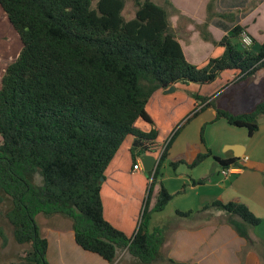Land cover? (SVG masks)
<instances>
[{
  "label": "trees",
  "instance_id": "trees-1",
  "mask_svg": "<svg viewBox=\"0 0 264 264\" xmlns=\"http://www.w3.org/2000/svg\"><path fill=\"white\" fill-rule=\"evenodd\" d=\"M125 1L0 0L22 44L0 81V201L10 202L5 216L14 240L30 245L21 262L14 264H49L48 240L41 235L38 214L70 219L75 243L109 264L121 251L141 264L156 262L165 236L162 227H151V220L172 200L161 182L162 167L182 125L167 141L154 170L147 173V194L131 236L104 218L101 184L107 167L130 136L133 162L151 149L157 131H140L136 123L142 120L153 125L146 105L159 88L190 83L205 86L223 72L237 73V81L245 80L264 69V41L256 52L244 46L245 29L240 25L216 41L207 30L208 21L195 24L203 41L223 48L221 55L197 65L186 59L174 33L169 1L160 5L130 0L136 10L129 20L122 15ZM191 96L199 105L208 99L196 93ZM209 107L215 109L216 119L245 128L252 136L264 115V95L241 113L209 101L185 122ZM203 131L202 127V142ZM209 157L222 168L237 161L212 156L207 149L189 164L179 160L167 161V165L174 172L180 165L193 169ZM210 208L222 209L231 218L232 229L248 243L247 227L261 224L260 218L237 201L215 200L201 210ZM193 213L175 211L181 218ZM0 239L2 245L7 241L2 229Z\"/></svg>",
  "mask_w": 264,
  "mask_h": 264
},
{
  "label": "crops",
  "instance_id": "crops-1",
  "mask_svg": "<svg viewBox=\"0 0 264 264\" xmlns=\"http://www.w3.org/2000/svg\"><path fill=\"white\" fill-rule=\"evenodd\" d=\"M173 3L175 6H177L175 2ZM214 27L216 28L215 25H209V29L207 30L211 33L212 28ZM213 34L215 38L211 34L212 37L216 41H220L221 38L227 33L223 35L219 40L216 39V35L214 32ZM263 41L264 38L261 43ZM181 47L186 59L189 62L197 65L201 63L191 60L193 59V57H190V59L187 56L182 45ZM213 50L214 56H219L223 52V48L219 45H215L213 47ZM258 72H256L254 75H256ZM224 73H227L229 75L226 76L227 78L225 80H223L222 78ZM230 77L231 79H229ZM236 77L237 73L223 72L219 75L218 79L214 83H212L213 85L215 84V87H212V84H209L210 86H200L194 83H190L188 85L176 84L173 87L172 92H169V88H159L158 90H156L152 94L146 105V111L152 119L153 125L142 120H139L136 123V128L140 131L149 132L152 129H155L157 131L156 140L153 142L151 149L144 155L154 156L157 161L159 157V150L161 147L166 145L167 141L170 138L169 135L171 134V131L176 123L178 121H181V119H183L182 117L190 116L195 109L197 110L202 108L207 102L212 101L214 97L217 98L216 102H213L216 107H224L231 110L229 106H226V104H220V106L218 105V92H216L214 96H209V93L210 91L216 89L220 80H230L229 82L236 83ZM232 78L235 79L232 80ZM173 93L177 95V99L176 97H174V95H171ZM192 93L199 94L203 97H208V99L206 100V102L199 105V101H196L191 96ZM231 111L235 113L244 112L235 110ZM181 125V131L177 133L167 151V161L184 160L189 164L196 158L199 153L205 152L207 149L211 151L212 156L219 157L220 159L237 158L234 156V151L230 149V146H238L236 147L237 149L235 151V154L240 153V157L237 158L236 161L240 168L234 173L229 174L228 176H223L221 174L222 167L215 161L217 165H212L211 167L207 166V168L203 167L204 169H196L197 166L193 169H189L186 165H182L185 166L188 171L186 169H180V165L175 172L180 171L179 176L182 177L183 181H187L189 183L192 180L198 179H206V182H210L213 180V184L217 186L216 184L218 183L219 188L223 189L225 193L223 192L221 194H218V192H215L213 194L214 196H212L211 202L220 200L224 203V199H229L228 202L237 201L243 203L256 217L261 219L262 223V221H264V142H259L251 145L250 141H248L247 139V130H237L235 129L237 127L228 125L224 119H216V111L215 109L210 107L204 108L203 111H200L191 119V121L189 120L188 122H183ZM202 127L204 128L203 142L201 139ZM256 132L258 138L264 141V115L259 119V127ZM132 141V136L128 137L124 141V143L110 162L109 166L107 167L104 173V179L101 184V198L103 203L104 218L113 226L122 230L127 236L133 235L138 226L140 220L139 216L141 215L144 199L146 197L148 189V183L150 182V177L147 174L148 172H145L143 170L141 157L139 159L142 167V172L133 170V165L135 162L132 161L130 153ZM223 146H225L224 152L221 151ZM260 149H262V152L260 153L261 156L257 157L256 155L259 154ZM210 158L212 157H209L208 159ZM158 187L159 185L156 186V191L158 190ZM166 189L167 191H169L168 188ZM126 204L131 205L132 211L130 219L126 217ZM201 209L202 208H200L198 211L201 212ZM211 209L212 208L205 210V212L207 214H213L214 216L224 214L220 213V211L219 213L218 211H216V213L209 212ZM36 221L39 224L42 237L48 240L47 259L49 264H109L104 260L100 261L92 255L80 253L79 250L81 248L75 243L74 240L72 221H70L68 218L60 215L46 217L42 214H38L36 216ZM41 221L42 224L40 223ZM247 230L250 237L249 243L244 238L238 236V234L232 229L231 226L228 229L221 230L225 235L231 233L233 239L236 240L237 244L234 243V249L231 251V257L225 260L218 257L215 247V249H212V251H209L206 254H200V262L222 264H261L260 258L251 251L250 245L253 241L258 240L262 242V237L261 235L252 233L248 227ZM212 232L213 230L209 231V233L199 232L197 233V235L199 234L200 237L204 238V244H206L209 241V237V239H211L213 236L218 234V227L214 228V233ZM180 233L188 234L194 232L185 229L177 230L175 232V243L173 249L178 243V237ZM54 251H58L60 257L62 256L63 259L66 258L68 252H75L81 255L83 258L90 259L94 263H50V258L51 256H53ZM243 251H245V254H243ZM172 256L174 257V259L180 262H186L190 260L191 257H193V255H191L188 260H179L174 255ZM212 256H215V259L213 261H209ZM204 257L206 258L204 259ZM120 258L123 261H129L130 259H133L134 262H137L136 259L128 255L126 251H121L118 253L117 260H119Z\"/></svg>",
  "mask_w": 264,
  "mask_h": 264
},
{
  "label": "rangeland",
  "instance_id": "rangeland-1",
  "mask_svg": "<svg viewBox=\"0 0 264 264\" xmlns=\"http://www.w3.org/2000/svg\"><path fill=\"white\" fill-rule=\"evenodd\" d=\"M157 4L164 5L165 0H151ZM171 3L172 7H168L170 13V22L173 26L174 33L178 37L183 46L187 56L193 57L196 62H205L210 56L213 55V44L204 42L198 31L195 29V24H202L208 21L209 25H215L216 28H212L211 34L216 35V39H220L225 35L228 30L235 25L244 27V33L251 39V43L248 44L251 50L257 51L258 46L264 38V0H167ZM178 6H175L174 3ZM136 7L130 0L125 1L122 15L126 20L134 17ZM175 10V11H174ZM223 15L225 18L219 17ZM230 15H233L231 18ZM215 38V36H214ZM243 39L248 41L245 36ZM243 40V41H244ZM254 40V42H252ZM210 45V46H209ZM21 41L9 21L7 20L4 12L0 7V81L6 66L13 61L20 49ZM210 52V53H209ZM214 56V55H213ZM198 64V65H199ZM230 73V72H229ZM229 76L224 73L222 76L225 80ZM231 79V77L229 78ZM235 78H232L234 80ZM220 80L216 89L210 91L209 96H214L218 92V105L226 104V106L235 111H246L254 107L256 103L262 100L264 95V69L259 71L256 75L245 80H238L235 82H229ZM232 83V84H230ZM210 86V85H209ZM215 87V84H212ZM174 95L177 99V95ZM152 96V95H151ZM173 97V98H174ZM150 99V98H149ZM175 99V103H176ZM216 97L212 99V102H216ZM181 103V102H180ZM189 116L182 117L181 121H178L173 127L171 135L174 131L185 122ZM193 118V117H192ZM191 118V119H192ZM190 119V121H191ZM240 131H245V128H235ZM181 131V130H180ZM179 131V132H180ZM255 132L252 136H248L247 139L250 144L263 143L264 141L256 135ZM250 137V139H249ZM1 142V139H0ZM162 148V147H161ZM225 146L221 151L224 152ZM262 149L259 150L261 156ZM168 160V157H167ZM217 165L213 158L206 159L196 169H204L203 167ZM180 169H186L185 166H180ZM219 170V165H218ZM188 171V170H187ZM180 171L174 172L168 165L167 161L162 167L161 182L168 188V192L172 195V200L167 204L162 212L154 213L151 220V227L160 226L164 229L165 244L161 248L159 258L153 264H171L168 259L190 260L182 263L192 264H222V263H202L200 262V256L206 254L216 247V254L222 259H228L231 257V251L234 249V243L232 234H224L221 230L230 228L228 220L231 219L220 208H212L209 212L216 213L220 211L218 216L213 214H207L205 211L199 212L198 210L205 206V204H211L212 196L215 192L218 194L223 193L224 190L219 188L217 183L215 186L214 181L204 182L201 185L192 186L189 182L183 181L179 176ZM219 176V175H218ZM39 183V177L36 178ZM225 193V192H224ZM147 194V193H146ZM130 198V197H129ZM228 202L229 199H224ZM211 202V203H210ZM127 205V204H126ZM202 206V207H200ZM10 208V202L8 200L0 201V229H2L6 236V243L2 245L0 239V264H14L19 263L25 257V254L30 250V245L18 244L12 233V226L6 219L5 213ZM176 210L188 211L192 210L194 213L186 218L178 217L175 214ZM131 205H127L125 208L126 217H131ZM140 218V216H139ZM233 218V217H232ZM70 220V219H69ZM71 221V220H70ZM42 224V221L40 222ZM218 227V234L211 239L208 238V242L204 244V238L200 237L197 233H209V231ZM252 233L261 235L262 242L253 241L251 243V251L260 258L261 264H264V221L256 227L248 226ZM190 230L194 233H180L178 243L174 247L175 232L177 230ZM220 231V232H219ZM202 243V244H200ZM200 244V246H199ZM199 246V248H198ZM209 246V247H208ZM203 247V249H202ZM198 248V249H197ZM173 250V251H172ZM197 250V251H196ZM80 253L92 255L93 257L102 261V259L95 255L90 254L82 249ZM173 253V254H172ZM201 254V255H200ZM241 254V253H240ZM245 254V251H243ZM210 256V255H209ZM208 256V257H209ZM207 257V256H206ZM204 257V259L206 258ZM65 258V257H64ZM215 256H212L209 261H213ZM134 262L133 259L129 261H123L121 258L115 260L112 264H141L138 260ZM104 262V261H103ZM50 263H94L90 259L83 258L81 255L75 252H68L65 259L60 257L58 251H54L53 256L50 258ZM105 263V262H104ZM238 264H255V263H238Z\"/></svg>",
  "mask_w": 264,
  "mask_h": 264
},
{
  "label": "built area",
  "instance_id": "built-area-1",
  "mask_svg": "<svg viewBox=\"0 0 264 264\" xmlns=\"http://www.w3.org/2000/svg\"><path fill=\"white\" fill-rule=\"evenodd\" d=\"M243 36H245V38H247L248 41L244 40V39H243ZM243 40H244V41H243ZM250 43H251V39L248 38V35H247L246 33H243V34H242V44H243L244 46H249L248 44H250ZM164 148H165V145H164L162 148H160V150H159V157H160V155L162 154ZM159 157H158V158H159ZM239 168H240V166H239L237 163H236V164L234 163V164L230 165V166L227 167V168H222L221 174H222L223 176H228L229 174H232V173H234L235 171H237ZM133 170H134V171H141V172H142V167H141L140 159H139V158L136 159V161H135V163H134V165H133Z\"/></svg>",
  "mask_w": 264,
  "mask_h": 264
},
{
  "label": "water",
  "instance_id": "water-1",
  "mask_svg": "<svg viewBox=\"0 0 264 264\" xmlns=\"http://www.w3.org/2000/svg\"><path fill=\"white\" fill-rule=\"evenodd\" d=\"M173 91V87H170L169 88V92H172ZM236 147L238 146H234V147H231L230 146V149L232 151H234V156L239 158L240 157V153L238 154H235V151H236ZM158 161V160H157ZM157 161L156 159L154 158V156H151V155H142L141 156V162H142V167H143V170L145 172H150V171H153L156 164H157Z\"/></svg>",
  "mask_w": 264,
  "mask_h": 264
}]
</instances>
